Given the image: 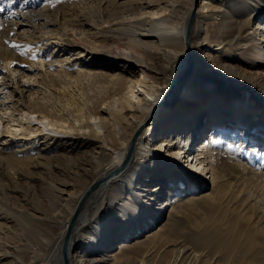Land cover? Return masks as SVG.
<instances>
[{"label":"bare ground","instance_id":"obj_1","mask_svg":"<svg viewBox=\"0 0 264 264\" xmlns=\"http://www.w3.org/2000/svg\"><path fill=\"white\" fill-rule=\"evenodd\" d=\"M41 1L0 0V85L24 82L0 102V264H264V0L79 1L90 9L70 29L58 23L66 2ZM191 41L208 47L207 71ZM201 70L216 76L189 84ZM114 95L142 111L129 134L103 114ZM234 101L242 106L227 109ZM167 104L179 113L153 117ZM230 117L239 135L224 133ZM168 205L192 228L173 219L141 236Z\"/></svg>","mask_w":264,"mask_h":264},{"label":"rangeland","instance_id":"obj_2","mask_svg":"<svg viewBox=\"0 0 264 264\" xmlns=\"http://www.w3.org/2000/svg\"><path fill=\"white\" fill-rule=\"evenodd\" d=\"M9 1V0H8ZM46 2L47 1H50V0H45ZM45 1L44 0H42L40 3H42L41 4V7L42 6H44V5H46V3H45ZM55 1V3L56 2H66V3H62V10H64L65 12H66V15H65V17L62 19V18H58V23L60 24V26L63 28V29H70L71 27H72V25H74L75 23H76V21H77V19H79V18H81V16L83 15V13L86 11V10H88V9H90V7H85V8H82L81 6H79V4H77L79 1H84V2H86V3H88V4H92V5H94L95 6V4L96 3H98V2H101V1H103V0H54ZM111 3H114V2H116V0H109ZM128 1H130V0H128ZM153 1H155V0H153ZM182 1H184L183 3H184V5L187 7V5H188V0H182ZM200 3H201V0H194V8H198L199 7V5H200ZM74 4V5H73ZM79 6H77V5ZM68 5H70V6H72V7H70V6H68ZM163 4H160V6H162ZM64 6V7H63ZM66 6V7H65ZM76 6V7H75ZM115 6H117V5H115ZM113 9H115L116 11H118L119 10V7H118V9H116V8H113ZM96 11H98L99 12V10H97V9H95ZM104 14H109L110 15V13L109 12H103ZM111 16V15H110ZM260 16H263L264 17V14H260ZM191 20V19H190ZM61 22V23H60ZM254 27V26H253ZM191 28H193V25H191ZM52 29H56V30H58V26H54V27H51V30ZM47 30H50V28H47L46 29V31ZM41 34V32H38V33H36V34H34V32H32V30H31V32H30V30H28V29H25V31H24V33H23V35L25 34V36H23V38H29V37H31L32 39H34V37L36 36V35H40ZM33 36V37H32ZM37 37V36H36ZM259 37H261V36H259ZM25 40V39H24ZM187 42V41H186ZM191 43H193V44H195V47H196V54L198 55V57H199V59H200V62H203V70H205V71H207V63H211V62H214V60L212 59V57H211V54H209L210 52H208V53H206L205 51H206V48H208L207 46H204V44H201V43H197V42H193V41H191ZM264 45V44H263ZM49 49H52V47H50ZM90 60V59H89ZM101 62H103V63H105V62H107L106 60H103V61H101ZM81 64H84L83 62L81 63ZM49 67V68H48ZM79 66H77L76 68H73V69H77ZM90 67V66H89ZM46 69H47V71H49V70H51L52 69V67L51 66H49V65H46ZM105 69V71L106 72H108L110 75L112 74V75H114V74H116V73H118L119 71H122V69L121 68H119L118 66H116L115 68H113V70L111 69V68H107V67H105L104 68ZM45 69H43V71H44ZM104 71V72H105ZM209 72H202V70L201 71H199L198 73H196V74H193L189 79H188V83L190 84L192 81H200V82H205L206 84L208 83V81H207V79L209 78V77H211V76H216L215 74H213V73H209ZM134 75H135V77H137V75H138V72L136 71V70H134L132 73H131V78L133 79L134 78ZM1 76H3L2 74H0V78H1ZM16 76L17 75H15V83L13 84L12 82L10 83V85H9V89H8V92L9 91H12V94L14 93V91L13 90H15L16 89V91H17V96L15 97V98H13L12 100L14 101V100H16L18 97H19V95H20V92H21V89L23 88L21 85L22 84H24V82H22V79H20L19 78V76H17V80H16ZM219 79H217L216 81H218V83H220L221 85H225V83L224 82H222V80H221V78L220 77H218ZM19 79V80H18ZM37 79H39V78H37ZM221 80V81H220ZM4 81V79L3 78H1L0 79V84L2 83ZM86 82V81H85ZM186 83V80H183V82H182V85H184ZM187 83V84H188ZM31 85L33 84V85H35V86H37L38 85V83H30ZM187 84H186V86H187ZM188 84V85H189ZM18 86H20V89H18ZM185 86V87H186ZM4 87H5V85L4 86H2V85H0V102L1 101H3V102H5V103H7V104H10L11 103V99H6L7 98V96H8V92H6V90H4ZM226 86H224L223 88H221V89H219V91H222L223 92V94H225V95H227L228 93H231L233 90H231L232 88H229V89H227V90H224V88H225ZM101 89H102V91H103V88L101 87ZM214 90L215 91H213V92H216L217 91V86H215L214 87ZM128 88L127 89H125L124 91H123V94L122 95H124V93L127 95V93H128ZM180 91H182L180 88L175 92V94L176 95H178L179 93H180ZM29 93H30V91H26V89H24V92H23V94H21L23 97L24 96H28L29 95ZM215 94V93H214ZM122 95H114L113 97H111L110 99H108L107 100V102L105 103V104H103L102 105V109L103 110H105L106 112L105 113H103L104 114V116L106 117H109L111 120H116L117 122L118 121H120L123 125H125V127L127 128V134H129V132H130V130H131V128H132V126H134L135 124H136V122L138 121V118H139V114L142 112H138V111H136L135 109H134V107H133V104H131L129 101H127V102H123V104H121L122 102L120 101V100H124V99H126L124 96H122ZM180 96H179V98H181L182 97V95L181 94H179ZM22 96H20V97H22ZM122 97V98H121ZM5 99H6V101H5ZM218 99H222V97H219ZM184 101H186L185 99H184ZM216 101V100H215ZM9 102V103H8ZM121 102V103H120ZM172 101H170L169 103H171ZM213 102V98L211 97L209 100H207V102H206V104H205V108H208V109H210V107H211V103ZM241 102V101H240ZM239 101L237 102V101H234L233 102V105H225L226 107H228L227 109H232V111L234 110V109H238L237 108V106H242L241 105V103H240ZM130 103V104H129ZM224 103V102H223ZM242 103H243V101H242ZM243 104H246V106L247 107H245L244 109V111H243V113H244V115H243V117L245 116V117H248L247 115H248V113H249V115L251 116V118H249L248 117V122H249V124L251 125V124H253V122H254V119H256V117H257V114H256V112H252V110L251 111H249L250 109V107H251V105H249V103L247 104V103H243ZM168 105L169 104H167V105H165V107H162L161 108V111L160 110H156V111H154V113H156V112H159L158 114H156V115H154L153 117H156V119H158V117L160 116V112H161V114H163V116H166L167 114L169 115L170 114V112L172 111V112H174V113H176V112H178L180 109H178L177 110V107H171V110H168ZM122 106H126V108L128 109L126 112H125V110L122 108ZM223 107V106H222ZM234 107V108H233ZM249 107V108H248ZM173 108V109H172ZM174 108H175V110H177V111H175L174 110ZM153 111V110H152ZM168 111H169V113H168ZM235 111V110H234ZM118 113H120V114H123V113H125V116L124 117H118ZM153 113V114H154ZM179 113V112H178ZM197 114L199 115V113L197 112ZM150 115H152V114H150ZM198 115H196V116H194V117H192V118H198ZM200 116V115H199ZM153 117H152V119H153ZM115 118H117V119H115ZM120 118V119H119ZM180 118H183V116L181 115L179 118H178V120H176L177 119V116H174V118H172L171 119V121H169V123L167 124V127L166 128H164L163 129V131L165 132V133H168L167 134V136H170V134H171V130H172V128L175 126V125H180V124H183L184 123V121L183 122H181V119ZM192 118H190V119H192ZM152 119L151 120H149L148 122H144V123H142L141 124V129H146L149 125H150V123H151V121H152ZM204 119V118H203ZM260 119V118H259ZM258 119V120H259ZM194 120V119H193ZM230 120V122H231V117L229 118V119H222L221 121H223L225 124H223V127H224V129H226V128H228V130H227V132L225 131L224 133H228L229 135H231V134H235V135H239L238 134V132H237V130L240 128V126H234V125H229V123H227L228 121ZM237 120V118H235L234 117V119H233V122H235ZM261 120H263V119H261ZM264 121V120H263ZM177 122V123H176ZM191 123H192V120H189L187 123H185V126H190L191 125ZM255 124L257 123V122H254ZM215 125L216 124H218L217 122H215L214 123ZM170 125V126H169ZM220 126H222V125H220ZM214 126L213 125H211V124H207L206 125V127H205V129H204V131H205V133L203 134V137L204 138H206L209 134H211L213 131V128ZM201 128V127H200ZM218 127L216 126L215 127V130L217 129ZM222 127H219L218 129H217V132H223L222 130ZM242 129H246V128H242ZM168 130H169V132H168ZM233 130H234V132H233ZM253 130V129H252ZM251 130V131H252ZM258 130V131H257ZM256 131V132H255ZM255 131H253V132H255V133H257V132H259L260 130L258 129V127L256 128L255 127ZM200 132H202V128L200 129ZM246 133H247V131H245ZM249 133V132H248ZM251 133V132H250ZM147 137H146V142L148 141V136H149V133L146 135ZM252 137V136H251ZM258 137V138H257ZM257 139L256 140H254L253 141V146H261V145H255V144H258V143H260V139H263V136L262 135H257ZM227 138H230L231 140L233 139V137L232 136H227ZM161 139L162 138H159L158 140H155V141H157V142H155V144H152L151 143V146L153 147V148H160V145H161ZM259 139V140H258ZM162 140H164V139H162ZM176 141V140H175ZM258 143H257V142ZM159 142V143H158ZM256 142V143H255ZM158 143V144H157ZM157 144V145H156ZM263 144H264V140H263ZM163 146V148L161 147V152L162 153H166V152H164V150H167L168 148H169V146H165L164 144L162 145ZM180 147H182V145L181 146H179L178 147V144H175V145H173L172 147H171V149H177L178 150V148H180ZM197 148V147H196ZM174 150V151H175ZM131 152H132V149H131ZM133 153V152H132ZM132 153H131V156H132ZM187 156V154L185 153V154H181V157H182V161H186L187 159H189V158H187L186 157ZM144 177V176H143ZM144 180V179H143ZM208 180H210V179H208ZM150 185L149 187L150 188H153L152 186L155 184V183H150V182H147L146 184H145V186L146 185ZM169 190H170V188H166L165 189V192L160 196V198L159 199H157V201L155 202V203H161L162 201H165V200H167L168 199V196H169ZM147 198H145V196H143V201H147L146 200ZM37 202H41L40 200H38ZM164 208H163V211L161 210V214L162 215H160V217H158V219L156 220V222L153 224V226L152 225H150L148 228H147V230H145V231H143L140 235L141 236H143V235H145L148 231H151V230H153V228L154 227H158L159 225L160 226H168V224L170 225L172 222H174V220H176V222H177V226L178 227H180V228H182L183 230H185V231H189L191 228H192V226L191 225H188V221H187V213L185 212V214H184V212H182V213H175L173 216H174V218H172V219H170V217H169V215H170V206L168 205V206H163ZM194 209H199V206H194ZM180 214V215H179ZM185 216V217H184ZM174 219V220H173ZM173 220V221H172ZM172 221V222H171ZM184 222V223H183ZM79 224V223H78ZM186 224V225H185ZM135 236H137L136 234H134ZM134 236V237H135ZM74 241L75 242H80L81 241V238L79 237V233H77V234H75L74 235ZM121 243H124V239H120L119 240ZM120 242L119 243H117L115 246H113V248H111V251L112 250H116V249H119V247H120ZM74 259H77V256L75 255L74 257H73Z\"/></svg>","mask_w":264,"mask_h":264},{"label":"snow or ice","instance_id":"obj_3","mask_svg":"<svg viewBox=\"0 0 264 264\" xmlns=\"http://www.w3.org/2000/svg\"><path fill=\"white\" fill-rule=\"evenodd\" d=\"M0 11H2V9H0Z\"/></svg>","mask_w":264,"mask_h":264}]
</instances>
